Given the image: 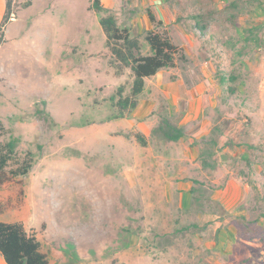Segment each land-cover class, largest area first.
<instances>
[{
	"label": "rangeland",
	"instance_id": "374dc122",
	"mask_svg": "<svg viewBox=\"0 0 264 264\" xmlns=\"http://www.w3.org/2000/svg\"><path fill=\"white\" fill-rule=\"evenodd\" d=\"M91 2L14 4L0 141L18 144L8 170L29 153L33 167L0 186V222L23 223L49 264H264V0ZM110 14L144 53L155 28L186 56L149 79L142 99L158 106L135 126L111 101L134 77L110 64ZM154 116L186 120L185 137L165 140Z\"/></svg>",
	"mask_w": 264,
	"mask_h": 264
},
{
	"label": "trees",
	"instance_id": "16d2710c",
	"mask_svg": "<svg viewBox=\"0 0 264 264\" xmlns=\"http://www.w3.org/2000/svg\"><path fill=\"white\" fill-rule=\"evenodd\" d=\"M16 1L7 0L6 13L0 22V47L6 43V30L15 13ZM90 10L97 13L103 12L104 6L101 0H92ZM148 17L151 25L163 26V21H158L151 9L148 10ZM100 25L106 36V46L110 52L112 68L118 75L129 69L134 77L133 86L128 95H124V87L120 86L117 93L111 97L120 115L124 116L137 107L139 96L145 89L146 79L156 76L161 70L174 68L179 60H186V56L183 49L174 43L167 31L148 29L145 40L149 48L144 53L141 41L133 37L128 28L121 29L114 15L102 17ZM198 26L204 32L208 28V24L203 22H199ZM238 79V76L230 75L229 80ZM3 130L4 127L0 123V136ZM154 132L161 134L165 140L170 142H179L186 135L184 127L176 125L168 117L161 120ZM136 139L143 146L147 145L145 135L137 133ZM17 146L16 140H11L6 144L0 141V186L14 178L26 176L33 167L32 155L29 153L23 163L15 169L8 170L10 163L15 160ZM0 253L7 264H49L47 255L41 251V243L20 222H0Z\"/></svg>",
	"mask_w": 264,
	"mask_h": 264
},
{
	"label": "crops",
	"instance_id": "0c3cea01",
	"mask_svg": "<svg viewBox=\"0 0 264 264\" xmlns=\"http://www.w3.org/2000/svg\"><path fill=\"white\" fill-rule=\"evenodd\" d=\"M6 8H7V0H0V22L2 21L4 15L6 13ZM149 79L150 78L146 79V84L149 81ZM146 84H145V86H146ZM142 98H143V93L139 96V102H138L137 107L131 111V116L133 117V119L127 120V122L129 124H132L134 126L136 125V123H135L136 120L137 121L140 120V119L144 120L146 117H149L156 110V108L158 106V104L154 103V102L145 103V101H143ZM167 98L168 99L170 98L169 101L173 100L174 104H177V100H178V95L177 94L174 93L172 95H168ZM179 114H180L179 116H181V115L183 116L184 115L181 112ZM153 119H154V121L152 122V124L155 127V129H156L158 127V124H155L156 117L154 116ZM185 122H186V120H183L182 122L179 123V125L178 124H176V125H178L180 127H183ZM141 134H143V133H141ZM180 188L182 189V188H185V187H180ZM189 188H190V185L187 186L186 190H188ZM0 264H7L6 261L4 260L3 256L1 255V253H0Z\"/></svg>",
	"mask_w": 264,
	"mask_h": 264
}]
</instances>
